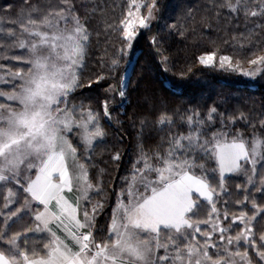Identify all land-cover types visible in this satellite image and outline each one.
I'll return each instance as SVG.
<instances>
[{"label":"snow or ice","instance_id":"6c2138e0","mask_svg":"<svg viewBox=\"0 0 264 264\" xmlns=\"http://www.w3.org/2000/svg\"><path fill=\"white\" fill-rule=\"evenodd\" d=\"M161 11L160 0H23L14 17L0 15V264H264V108L259 130L251 113L226 115L215 101L204 112L189 104L155 119L132 112L136 151L122 186L111 189L114 202L103 187L108 169L92 163L107 133L92 98L81 93L104 84L103 117L114 119L116 96L123 114L134 41ZM185 15L195 33L193 9ZM94 18L120 45L108 52L105 41L98 74L85 77ZM198 22L202 31L232 29V51L217 45L201 53V68L264 77V0H208ZM167 28L189 32L183 22ZM149 41L170 71L163 37ZM199 70L181 65L177 75ZM117 75L116 85L107 83ZM149 126L160 135L146 149ZM110 160L118 169L121 150ZM227 174L242 177L239 198Z\"/></svg>","mask_w":264,"mask_h":264},{"label":"trees","instance_id":"16d2710c","mask_svg":"<svg viewBox=\"0 0 264 264\" xmlns=\"http://www.w3.org/2000/svg\"><path fill=\"white\" fill-rule=\"evenodd\" d=\"M126 4V0H121ZM208 0H160L161 14L159 21H154L150 30H146L139 35L134 41L132 55L135 57V67L127 72L126 91L128 92L127 102L123 105L124 112L121 114L120 97L116 96L115 101L110 103L113 120L108 121L103 117V108L99 102L105 98L104 84L95 86L81 95L90 96L93 102V108L98 109L101 113V121L106 130V138L103 144H98L94 153L92 163L98 167L108 169V172L103 177V187L105 192L114 202L115 195L112 193V188L120 186V177L126 170L130 168L132 160L135 156L136 132L137 127H133L129 120L132 112L137 115L149 114L153 119L158 117L162 111H173L177 108L183 111L189 104L199 107L202 112L206 111L208 106L214 101L217 104L219 111H225L235 115L237 108L245 113H251L256 118V128L259 130V118L261 109L264 108V77L253 78L244 77L234 73H227L213 68H201L197 63L196 57L205 51H211L219 45L222 51L231 52L232 29L227 32L221 26L219 31L215 28L212 30L202 31V26L199 24V17L203 12ZM106 5H111L113 0H104ZM4 4L13 5L11 13L0 12V15L14 17L16 10L23 5V0H0V8ZM193 9V14L197 19L195 33L191 32L193 21L191 17H186L187 9ZM120 9H116V14H119ZM224 13L227 10H223ZM112 13L110 12L109 15ZM175 21L177 29L181 22L184 27L189 29L185 37H181L178 30L169 32L167 25ZM223 25V19L221 20ZM11 26L5 22V27ZM93 35L89 45L88 62L85 65L84 76L89 77L90 74L100 70V57L105 51V41L108 42V52H112L115 47H119L120 41L116 39L113 33L105 34L102 25L96 23L94 18L92 21ZM97 31L100 32L99 38ZM237 32L241 29H237ZM154 33L163 37L166 54L171 56L172 64L174 65L170 71H165L158 62V58L154 54L153 47L149 41V37ZM228 41L227 47L224 46V41ZM211 41H214L212 43ZM12 54H19L13 52ZM123 64V61H121ZM185 68L191 65L194 69H200L190 74L187 78H180L177 73L180 71V66ZM130 74V79L128 78ZM119 82V75L115 79L107 81L109 84L116 85ZM158 97L163 103H152L151 98ZM223 98V103H221ZM79 99V96L74 97ZM119 119L122 123L117 126L116 120ZM251 122V121H250ZM237 127L244 128L249 131L243 121L237 124ZM181 131H186V128L181 125ZM160 133L153 127L149 126L144 129V147L151 148L156 144ZM103 149H107L102 152ZM120 149L123 153V160L116 169L110 160V152ZM210 163L208 166L212 167ZM229 187L233 190L234 198L236 190L235 185L242 182V177L236 174H227ZM93 179H95V171H93ZM243 195V192H240ZM264 202V201H261ZM100 222L105 223L101 218Z\"/></svg>","mask_w":264,"mask_h":264},{"label":"rangeland","instance_id":"374dc122","mask_svg":"<svg viewBox=\"0 0 264 264\" xmlns=\"http://www.w3.org/2000/svg\"><path fill=\"white\" fill-rule=\"evenodd\" d=\"M144 31H146V30H141V32L138 34L137 38H138L139 35H140L141 33H143ZM137 38H136V39H137ZM136 39H135V40H136ZM126 74H127V72L125 73V75H126ZM5 90H7V89H5ZM121 176H123V173H122ZM121 186H122V185H121V183H120V186H119V187H121ZM119 187H117V188H119Z\"/></svg>","mask_w":264,"mask_h":264}]
</instances>
